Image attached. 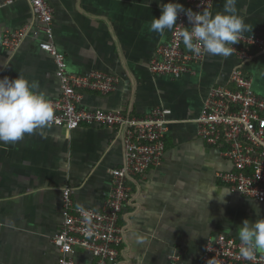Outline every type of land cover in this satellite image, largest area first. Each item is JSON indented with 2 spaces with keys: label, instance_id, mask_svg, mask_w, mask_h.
Listing matches in <instances>:
<instances>
[{
  "label": "crops",
  "instance_id": "obj_1",
  "mask_svg": "<svg viewBox=\"0 0 264 264\" xmlns=\"http://www.w3.org/2000/svg\"><path fill=\"white\" fill-rule=\"evenodd\" d=\"M48 1L55 43L68 71L98 69L119 78L109 93L84 90L82 106L136 116L155 106L171 109L162 160L145 176L128 179L120 264H200L210 236L238 237L245 219L264 217V203L231 192L219 180L216 173L231 170V163L199 137L197 123L209 89L230 85L239 64L233 46L240 37H264V0H237L247 31L229 46L231 54L204 55L194 74L178 78L150 71L157 47L172 30L160 35L149 26L168 0ZM173 2L184 6L183 0ZM223 5L224 0H213L211 12H223ZM27 25L17 48L3 45L4 35ZM43 38L28 0L0 8V78L20 74L37 81V91L51 99L60 94V80L52 56L39 47ZM243 67L264 97V48H255ZM123 161L121 134L103 125L49 126L14 144L0 143V264H58L51 238L62 221L63 188H72L75 204L98 208L111 190L112 169ZM77 257L90 261L85 252Z\"/></svg>",
  "mask_w": 264,
  "mask_h": 264
},
{
  "label": "built area",
  "instance_id": "obj_2",
  "mask_svg": "<svg viewBox=\"0 0 264 264\" xmlns=\"http://www.w3.org/2000/svg\"><path fill=\"white\" fill-rule=\"evenodd\" d=\"M14 0L0 2V8ZM45 38L39 47L47 51L56 65L60 94L49 101L54 108L50 126L75 128L80 125H103L114 128L123 139L124 161L112 169L111 190L98 208L77 205L72 188L62 190V221L51 240L59 251L58 264H86L77 257L89 255L87 264H120L125 229L120 222L125 204L131 196L128 179L143 177L151 166L162 160L166 150V131L171 109L155 106L143 116L128 115L122 110L89 109L81 105L84 90L102 94L113 91L119 83L115 74L92 69L85 74L69 72L66 56L56 43L52 26L53 7L48 0H28ZM184 9L211 11L213 0H183ZM168 41L160 44L150 62L154 74L173 78L194 74L193 66L205 54L187 50L181 33L190 27L187 16L180 12ZM29 32V26L8 32L2 43L14 50ZM255 48H264V37L241 36L233 46L239 64L233 70L230 85H215L208 91L203 109L197 118L198 135L217 147L231 163V170H219L216 175L227 188L245 198L264 203V97L253 89L252 76L243 67ZM92 219L93 234L86 237L89 227L84 216ZM238 237L219 233L210 236L202 252L200 264H264V255L252 259L240 254ZM176 258V257H175Z\"/></svg>",
  "mask_w": 264,
  "mask_h": 264
},
{
  "label": "clouds",
  "instance_id": "obj_3",
  "mask_svg": "<svg viewBox=\"0 0 264 264\" xmlns=\"http://www.w3.org/2000/svg\"><path fill=\"white\" fill-rule=\"evenodd\" d=\"M236 4L237 0H224L223 12L213 14L205 9L201 12L184 9L180 3L168 0L160 4L161 14L153 17L149 30L163 35L177 25L178 14L184 12L190 25L181 33L186 49L195 55L227 57L231 54L229 46L236 44L247 31L244 18L237 14ZM38 87L37 81H29L20 74L14 79L0 78V143L14 144L25 135L52 124L53 105L37 91ZM84 219L89 225L84 235L90 237L92 219L87 214ZM238 239L243 257L252 259L257 253L264 255V217L255 221L245 219L238 228Z\"/></svg>",
  "mask_w": 264,
  "mask_h": 264
},
{
  "label": "rangeland",
  "instance_id": "obj_4",
  "mask_svg": "<svg viewBox=\"0 0 264 264\" xmlns=\"http://www.w3.org/2000/svg\"><path fill=\"white\" fill-rule=\"evenodd\" d=\"M254 89V88H253Z\"/></svg>",
  "mask_w": 264,
  "mask_h": 264
}]
</instances>
